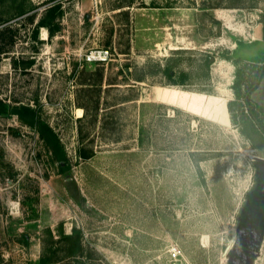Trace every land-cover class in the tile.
I'll return each instance as SVG.
<instances>
[{
    "label": "rangeland",
    "instance_id": "rangeland-1",
    "mask_svg": "<svg viewBox=\"0 0 264 264\" xmlns=\"http://www.w3.org/2000/svg\"><path fill=\"white\" fill-rule=\"evenodd\" d=\"M247 55L264 0H0V264H264Z\"/></svg>",
    "mask_w": 264,
    "mask_h": 264
},
{
    "label": "flooded vegetation",
    "instance_id": "flooded-vegetation-1",
    "mask_svg": "<svg viewBox=\"0 0 264 264\" xmlns=\"http://www.w3.org/2000/svg\"><path fill=\"white\" fill-rule=\"evenodd\" d=\"M263 80H264V71L259 70L256 81L253 84V87L257 85L258 86L250 90L251 94L252 93L256 94L258 92L262 93V91L260 90L262 88L261 85L263 83L262 82ZM248 98L250 99V102H246V101L243 102L245 105L244 110L255 121V123L259 122V124H261L259 119L260 116L264 114V108L261 106V104L254 103L253 99L250 98V95H248ZM22 121L29 123V120H27L26 118H23ZM259 124H257V126ZM259 181H260L259 186L255 191V193L250 196L249 203L242 217L243 219L242 229L246 231L245 233H243L245 237L250 236V234H254V232L260 230L261 225L264 223V174L259 178ZM240 241H242V244H245L243 240L240 239ZM244 250L245 247L242 246L239 247L240 253L243 252Z\"/></svg>",
    "mask_w": 264,
    "mask_h": 264
},
{
    "label": "trees",
    "instance_id": "trees-1",
    "mask_svg": "<svg viewBox=\"0 0 264 264\" xmlns=\"http://www.w3.org/2000/svg\"><path fill=\"white\" fill-rule=\"evenodd\" d=\"M58 11H59V6H55V7L51 8L49 13H48V17L52 20L55 19L58 15H60V12H58ZM46 25H47L46 21H42L41 23H39V27H44ZM207 64H209V61H207ZM260 70L264 71V65L260 67ZM166 72H167V74H170V70L167 69ZM181 80H182V82H184L185 75H183L181 77ZM257 86L250 88L248 90V92L250 93V90H252L253 88H256ZM248 95L249 94H247L245 96L246 102H250ZM1 107H3V106L1 105ZM243 107H245V105H243ZM229 109L231 111L233 110V103H229ZM6 112H7V110H6L5 106L3 108H0V113H6ZM29 122L31 125H34L35 119L34 118L31 119V121H29ZM40 131L43 134V136L46 135L47 132H51L48 127H47V129L42 128V129H40ZM50 144L52 145L53 148H55V150H57L58 147L53 141H50ZM80 157L84 158V159L91 158L90 155H86V154L82 153L81 151H80ZM62 241L65 243V246H66L64 249L66 257H76V256H79L80 254H82L83 247H82V243H81V233L79 231H74L70 235L63 236ZM48 263H49V261H46L45 259L41 260V264H48Z\"/></svg>",
    "mask_w": 264,
    "mask_h": 264
},
{
    "label": "built area",
    "instance_id": "built-area-1",
    "mask_svg": "<svg viewBox=\"0 0 264 264\" xmlns=\"http://www.w3.org/2000/svg\"><path fill=\"white\" fill-rule=\"evenodd\" d=\"M109 58V51H93L87 56L89 63L107 61Z\"/></svg>",
    "mask_w": 264,
    "mask_h": 264
},
{
    "label": "crops",
    "instance_id": "crops-1",
    "mask_svg": "<svg viewBox=\"0 0 264 264\" xmlns=\"http://www.w3.org/2000/svg\"><path fill=\"white\" fill-rule=\"evenodd\" d=\"M243 58V57H241ZM247 58H251L250 60H248ZM247 58L245 57V59H243L244 61H251L254 63H263L264 62V56L263 55H247Z\"/></svg>",
    "mask_w": 264,
    "mask_h": 264
},
{
    "label": "water",
    "instance_id": "water-1",
    "mask_svg": "<svg viewBox=\"0 0 264 264\" xmlns=\"http://www.w3.org/2000/svg\"><path fill=\"white\" fill-rule=\"evenodd\" d=\"M213 60V59H212Z\"/></svg>",
    "mask_w": 264,
    "mask_h": 264
}]
</instances>
